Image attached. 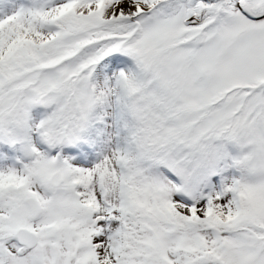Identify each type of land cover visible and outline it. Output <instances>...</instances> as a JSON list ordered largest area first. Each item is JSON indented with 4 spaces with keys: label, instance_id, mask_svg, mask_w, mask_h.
Here are the masks:
<instances>
[{
    "label": "snow or ice",
    "instance_id": "6c2138e0",
    "mask_svg": "<svg viewBox=\"0 0 264 264\" xmlns=\"http://www.w3.org/2000/svg\"><path fill=\"white\" fill-rule=\"evenodd\" d=\"M0 264H264V0H0Z\"/></svg>",
    "mask_w": 264,
    "mask_h": 264
}]
</instances>
